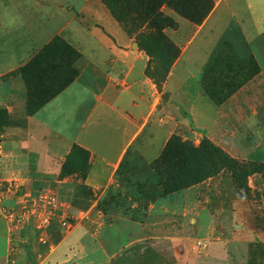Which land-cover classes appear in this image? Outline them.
Masks as SVG:
<instances>
[{
	"label": "rangeland",
	"instance_id": "1",
	"mask_svg": "<svg viewBox=\"0 0 264 264\" xmlns=\"http://www.w3.org/2000/svg\"><path fill=\"white\" fill-rule=\"evenodd\" d=\"M4 4L18 9L26 24L18 39L25 38L30 47L29 54L9 62L0 74V172L18 169V148L41 147L46 153L50 148L53 154L27 181H0L5 214L0 216L16 237L9 261L0 259V264H37L59 244L52 264H64L58 255L65 251L72 257L68 264H264V70L236 30L237 43L230 38L222 42L203 86L222 104L242 85L253 83L241 95L242 103H234L243 105L250 98L241 110L246 113L243 124L224 121L211 136L203 129L195 135L182 129L166 144L177 137L197 148L206 139L243 171L234 173L218 158L206 157L204 181L169 189L137 145L131 166L124 165L116 183L106 188L92 179L91 155L84 149L28 140L32 112L81 74L82 55L71 43V24L88 31L96 26L109 35L97 18L103 10L154 58L150 75L161 82L172 69L173 54L195 32L193 25L177 27L168 15L197 25L208 14L210 1L0 0ZM9 47L10 52L19 48ZM44 195L59 202L49 224L35 212L39 208L44 213ZM5 251L6 239L0 237V258Z\"/></svg>",
	"mask_w": 264,
	"mask_h": 264
},
{
	"label": "crops",
	"instance_id": "2",
	"mask_svg": "<svg viewBox=\"0 0 264 264\" xmlns=\"http://www.w3.org/2000/svg\"><path fill=\"white\" fill-rule=\"evenodd\" d=\"M168 16L177 27L193 25L195 32L173 54L172 69L161 82L150 75L154 58L103 10L97 12V18L109 35L96 26L88 31L78 23L71 24V43L82 55L81 74L28 117V140L34 144L47 139L66 147L79 146L91 155L92 179L109 188L120 177L124 165L129 162L131 166L132 155L139 152L137 145L144 159L152 162L168 139L182 129L194 135L203 129L211 136L224 121L232 124L236 119L243 124L246 113L241 110L250 105V98H245L244 106L236 107L234 103H242L241 95L251 91L253 83L242 85L226 102L217 104L203 82L222 42L230 38L237 43L235 30L264 70V0H212L208 14L197 25L178 14ZM25 30L16 6L0 5L1 75L9 69V62L29 54L25 38L18 39ZM9 45L19 48L10 52ZM48 149L47 153L41 147L14 150L21 160L19 167L1 171L0 181L19 177L25 182L40 173L47 165L45 158L53 154ZM0 212L5 216L1 208ZM10 230L0 216V237L6 239L5 256L0 259L6 262L16 238ZM58 246L52 245L37 264H52L50 257ZM65 253L58 258L68 264L72 257Z\"/></svg>",
	"mask_w": 264,
	"mask_h": 264
},
{
	"label": "trees",
	"instance_id": "3",
	"mask_svg": "<svg viewBox=\"0 0 264 264\" xmlns=\"http://www.w3.org/2000/svg\"><path fill=\"white\" fill-rule=\"evenodd\" d=\"M209 1L210 9L212 1ZM73 81L75 80L66 83L58 91L48 96L32 114L57 96ZM209 95L211 96V93ZM206 157L218 158L223 167L231 169L234 173L244 170V167L238 161L228 157L222 149L210 144L206 139L201 142L199 147L195 148L188 143L181 142L177 137L170 139L160 156L153 161L151 167L164 180L166 187L181 190L183 187H191L205 180L206 171L208 170L203 160Z\"/></svg>",
	"mask_w": 264,
	"mask_h": 264
},
{
	"label": "built area",
	"instance_id": "4",
	"mask_svg": "<svg viewBox=\"0 0 264 264\" xmlns=\"http://www.w3.org/2000/svg\"><path fill=\"white\" fill-rule=\"evenodd\" d=\"M41 202L44 203V213L41 214L39 208L35 209V212L40 215V218L44 217L45 222L49 224V220L57 210L59 202L53 195H44L43 198H41ZM64 224L66 226L67 223L65 222Z\"/></svg>",
	"mask_w": 264,
	"mask_h": 264
}]
</instances>
